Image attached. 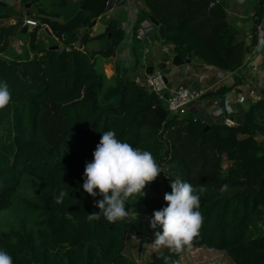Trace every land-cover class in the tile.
Segmentation results:
<instances>
[{"label": "trees", "instance_id": "1", "mask_svg": "<svg viewBox=\"0 0 264 264\" xmlns=\"http://www.w3.org/2000/svg\"><path fill=\"white\" fill-rule=\"evenodd\" d=\"M32 2L27 16L40 24L29 34L33 59L6 57L8 40L21 34L20 21L0 28V82L12 96L0 109V250L14 264H127L130 238L141 252L147 248L152 232L138 217L131 223H110L102 214L98 221L87 219L99 212L95 204L102 197L84 192L85 164L101 134L115 130L121 141L150 151L163 169L143 192L151 187L170 193L177 178L206 187L200 198L203 225L193 247L222 252L234 264H264V141L256 139L264 138V101L251 105L236 127L203 124L193 114L173 117L129 70L109 79L99 60L90 63L74 48L98 40L95 55L105 61L115 56L125 33L116 19L105 22L115 8L107 11L109 0ZM144 3L136 31L152 17L165 26L166 39L182 60L197 58L224 72L242 66V47L224 2ZM12 16L0 12V22ZM100 18L108 31L91 38L90 26ZM41 27L59 39V50L39 48ZM136 42L138 66L144 44ZM225 184L228 190L222 192ZM61 190L69 195L58 204ZM136 206L153 216L167 204L146 195L126 202V210L135 212Z\"/></svg>", "mask_w": 264, "mask_h": 264}, {"label": "crops", "instance_id": "2", "mask_svg": "<svg viewBox=\"0 0 264 264\" xmlns=\"http://www.w3.org/2000/svg\"><path fill=\"white\" fill-rule=\"evenodd\" d=\"M32 1L0 0V4L5 5L0 6V12H10L14 15L2 20L0 25L4 24L5 28L10 26L14 28L32 9ZM220 1L226 5L228 21L236 31L238 43L242 47L243 64L235 72H224L207 67L197 58L189 59L191 63L185 67H170L173 57L176 56L174 46L169 43L168 46H162L161 40L157 39L158 29L154 35L155 44L150 48L147 56L144 55L147 45L143 43V50L142 46L140 47L138 51L140 64L137 66L134 54L138 31H136V24L140 10L146 8L144 0H131L125 6L115 7L104 18L105 22L108 19H116L125 33L114 57L105 61L99 54L95 55L101 49V43L98 40L89 42L79 51L88 58L90 63L96 59L99 60L107 78L116 80L120 77L122 70H129L130 74H135L141 85L144 77L151 74L148 72L150 68H153V71L161 70L159 66L164 63L166 69L161 71L166 75L170 85L180 83L204 92L198 108L193 112L198 121L203 124H215L226 123L229 120L234 123L233 127H236L244 122L246 112L251 105L264 101V10L262 0H218L217 2ZM147 23L148 21L142 25ZM98 24L106 28L104 23ZM22 26L21 34L13 36L11 40L9 54L6 56L8 58L12 55H15V58L21 57L22 60L34 57L30 50L29 34L36 28L27 26L28 29L23 32L26 25L22 23ZM36 41L39 48L59 50L49 28L41 27L37 32ZM108 71H111L112 75H109ZM256 139L260 142L264 141V138L260 136Z\"/></svg>", "mask_w": 264, "mask_h": 264}, {"label": "clouds", "instance_id": "3", "mask_svg": "<svg viewBox=\"0 0 264 264\" xmlns=\"http://www.w3.org/2000/svg\"><path fill=\"white\" fill-rule=\"evenodd\" d=\"M11 99L8 84L0 82V109L6 107ZM92 155V161L85 164L82 187L89 196L95 198L100 195L102 199L95 204L99 212L87 214V219L98 221L102 214L110 223H131L133 219L136 220L137 214L126 210V202L133 196H143L144 188L163 172L154 155L121 141L115 130L101 134ZM170 188L171 192L164 194L167 207L153 212L150 226L153 229L159 226L162 232H155V240L151 245L156 249L163 247L171 253L180 254L190 249L200 235L204 220L200 211V198L206 187L194 186L177 178L171 181ZM220 190L227 191L228 185H223ZM68 195L67 191L61 190L56 203H62ZM169 259L164 257L165 264H168ZM0 264H14L7 251L0 250Z\"/></svg>", "mask_w": 264, "mask_h": 264}, {"label": "built area", "instance_id": "4", "mask_svg": "<svg viewBox=\"0 0 264 264\" xmlns=\"http://www.w3.org/2000/svg\"><path fill=\"white\" fill-rule=\"evenodd\" d=\"M130 1L131 0H112L111 7H120L119 5L128 3ZM262 5L264 10V0H262ZM101 21L102 18H100L97 22L99 23ZM24 25L33 29L40 27L38 22L31 20L27 16L24 19ZM260 29L263 28L260 27ZM155 32L156 27L150 21H148V23L143 24L136 33V39L147 45V48L144 52L145 56L150 53V48L155 44ZM90 37H94V31L90 32ZM56 41H59V39H56ZM165 78L167 77L163 71L155 70L151 74L144 77L142 86L145 87L149 93L158 96L166 103L167 110L171 116L183 118L189 114H193V112H195V110L198 108L204 92L198 89L186 87L180 83L170 85L169 81L168 83L165 82ZM225 124L228 127L234 126V123L229 120H227Z\"/></svg>", "mask_w": 264, "mask_h": 264}, {"label": "rangeland", "instance_id": "5", "mask_svg": "<svg viewBox=\"0 0 264 264\" xmlns=\"http://www.w3.org/2000/svg\"><path fill=\"white\" fill-rule=\"evenodd\" d=\"M126 4L127 3L119 6L122 7ZM24 19L25 18H22L21 21L23 24ZM4 27H6L4 24L2 26L0 25V28ZM9 28H12V26H10ZM12 38L13 37H10L8 42L11 43ZM108 74L112 75L111 71H108ZM227 165V162L224 163L225 167H227ZM164 181H167V179H165ZM164 190L165 189L163 188L162 191L156 192L150 187L146 189L144 195L153 199H163L165 194ZM135 213L137 214V217L142 221L143 225L145 227H148L152 233L150 235V244L147 246V248L144 247L142 252L140 251L138 242H136L132 238L128 240L126 250V258L128 262L127 264H165L164 257H170V259L168 260V264H234L222 252L196 249L195 247H193V245L190 249H186L180 254L171 253L167 248L163 247L159 249L154 248L151 244L155 240V232H158V230L157 227L153 229L150 226V221L153 218L151 212H148L147 208L136 206Z\"/></svg>", "mask_w": 264, "mask_h": 264}, {"label": "water", "instance_id": "6", "mask_svg": "<svg viewBox=\"0 0 264 264\" xmlns=\"http://www.w3.org/2000/svg\"><path fill=\"white\" fill-rule=\"evenodd\" d=\"M209 1L211 4H216L218 0H207ZM111 4H112V0L109 1V5H108V8H107V11L110 10V7H111ZM0 6H5L4 4H0ZM150 22L158 29V35H159V38L161 40V44L162 46H168V42H167V39H166V28L165 26L161 25L158 21H156L154 18L151 17L150 19ZM28 27L25 26L24 27V30H27ZM90 30L93 31L94 30V37H98L100 36L101 34L105 33L106 32V28L102 25H99L97 21H94L91 26H90ZM48 31V30H47ZM82 47L81 45V42H78L76 45H75V48L76 50H80ZM191 61L190 60H182L178 55L174 56L173 59H172V63H171V66L172 68H182V67H185L186 65L190 64ZM159 68L161 70H165L166 69V64H161L159 66ZM153 68H150L148 70L149 73H152L153 72ZM132 76H135L134 73H131ZM165 82L168 83V79L165 78Z\"/></svg>", "mask_w": 264, "mask_h": 264}]
</instances>
